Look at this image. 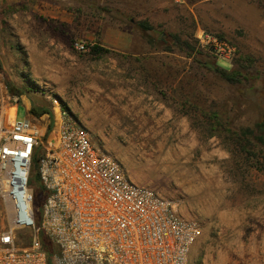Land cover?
Listing matches in <instances>:
<instances>
[{
    "label": "rangeland",
    "instance_id": "rangeland-1",
    "mask_svg": "<svg viewBox=\"0 0 264 264\" xmlns=\"http://www.w3.org/2000/svg\"><path fill=\"white\" fill-rule=\"evenodd\" d=\"M145 20L165 41L150 44ZM241 65L247 79L233 86L213 71ZM0 73L51 112L21 101L19 117L44 128L57 101L134 184L175 203L198 230L188 264H264V148L248 160L212 120L241 133L261 119L264 0H0Z\"/></svg>",
    "mask_w": 264,
    "mask_h": 264
},
{
    "label": "built area",
    "instance_id": "built-area-1",
    "mask_svg": "<svg viewBox=\"0 0 264 264\" xmlns=\"http://www.w3.org/2000/svg\"><path fill=\"white\" fill-rule=\"evenodd\" d=\"M198 37L220 59L235 53ZM19 105L0 73V264H50L43 236L52 264H188L198 230L172 200L134 184L57 101L44 128Z\"/></svg>",
    "mask_w": 264,
    "mask_h": 264
},
{
    "label": "trees",
    "instance_id": "trees-1",
    "mask_svg": "<svg viewBox=\"0 0 264 264\" xmlns=\"http://www.w3.org/2000/svg\"><path fill=\"white\" fill-rule=\"evenodd\" d=\"M139 26L143 30L145 37L148 38V41L150 42V44L154 45L157 42L159 43V42L165 41V38L159 37L160 34H156L155 28L148 21L145 20V21L140 22ZM173 38L177 40L178 42H180L177 36H173ZM182 45H186L187 47L190 48L189 44L182 43ZM93 51L100 53L102 51V48L95 45L93 46ZM241 60L244 63H247L250 61L249 58H243ZM213 71L219 78H221L223 81L227 82L228 84L232 86L245 81L248 75V73L245 74L246 68L243 67L242 65L239 66L236 70L234 69L231 71L216 66L213 69ZM12 94L16 97L21 96V94H15L14 92ZM31 113L33 115L40 117L44 114H50L51 112L46 108L39 109L37 107H33L31 109ZM212 120L215 121L213 125V129L221 134H224V135L228 134L230 141L236 147V149H238V152L242 154H246L248 156V160L250 159L253 160L257 158L258 155L252 150L255 148L256 145H260V147L264 148V112L261 116L260 121L257 123L255 129L243 130L241 133L233 131L231 128H228L225 123L221 122L220 115L217 113H213ZM36 161H38V159H36ZM36 176H34V178ZM33 179H32V184H34L35 182L33 181ZM40 191H41V188L39 186L35 187V193L37 196L39 195ZM42 240H43L44 246L47 248L49 252L50 264H52L51 260L55 254V248L53 244L50 242V240L47 239V237L43 236Z\"/></svg>",
    "mask_w": 264,
    "mask_h": 264
},
{
    "label": "crops",
    "instance_id": "crops-1",
    "mask_svg": "<svg viewBox=\"0 0 264 264\" xmlns=\"http://www.w3.org/2000/svg\"><path fill=\"white\" fill-rule=\"evenodd\" d=\"M18 99L20 100V102L22 101L26 105V108L28 111L31 109L32 104L28 99H26L25 97H23L22 100H21V97H18ZM27 103H28V105H27Z\"/></svg>",
    "mask_w": 264,
    "mask_h": 264
}]
</instances>
